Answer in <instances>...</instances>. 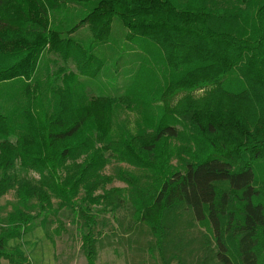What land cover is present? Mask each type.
<instances>
[{
    "label": "trees",
    "instance_id": "trees-1",
    "mask_svg": "<svg viewBox=\"0 0 264 264\" xmlns=\"http://www.w3.org/2000/svg\"><path fill=\"white\" fill-rule=\"evenodd\" d=\"M114 19L132 46L119 59L138 49L141 65L120 95L90 97ZM85 26L88 38L74 39ZM45 52L64 66L34 83ZM0 87L15 91L0 109V198L17 199L0 264H30L27 227L64 209L96 264L95 213L123 207L125 230H146L156 263L264 264V0H0ZM133 107L134 131L121 119ZM111 160L147 180L119 171L128 191L105 190Z\"/></svg>",
    "mask_w": 264,
    "mask_h": 264
},
{
    "label": "rangeland",
    "instance_id": "rangeland-1",
    "mask_svg": "<svg viewBox=\"0 0 264 264\" xmlns=\"http://www.w3.org/2000/svg\"><path fill=\"white\" fill-rule=\"evenodd\" d=\"M69 7L75 8L76 6L70 5ZM70 10L67 9L68 12H71ZM70 14L73 15V13ZM111 31L112 41L110 40L107 45L103 46L99 54L101 62L104 63L103 70L107 71L104 74L101 71L98 82L87 81L86 92L90 97L120 95L131 75L141 65L139 61L141 59L138 56H142V54L139 53L138 49L125 54L121 60L119 59L118 53H121L119 46L122 43L132 46L125 38L124 28L116 19L111 24ZM88 36L89 33L86 26L77 28L73 33V37L76 40H85ZM123 49L122 54L126 51L125 48ZM63 66L64 64L59 58L45 52L40 59L34 83L37 81L39 84H43L48 73H53ZM67 70L75 73L76 66L74 63L68 62ZM113 76L117 79L114 85L112 84L114 83ZM18 86L20 87V84L17 83L16 88ZM13 92L15 91L11 89L0 93V109L3 105V100L12 96ZM201 94L202 92H198L195 95L199 96ZM139 117L136 107H133L132 111L125 110L121 114V119L128 124L132 131H134V127L140 120ZM173 144L178 146L177 143ZM119 171H127L140 180H147L146 177L148 176V172L144 170L129 166L126 163H122V161L120 162V160H111V163L102 172L105 177L110 179L104 186L105 190L116 188L128 191L126 184L117 179ZM22 175L31 182L38 180V175L31 171ZM255 177L257 187L261 188L264 181V165L259 167L258 170L255 168ZM101 193V190H97L95 195ZM53 203V208L56 209L55 201ZM16 207L17 199L14 191H8L0 198V227L3 226L7 215L12 213ZM96 210L101 211L100 209ZM38 212V209H35L30 214L35 216ZM95 214L97 220L94 233L98 240V260L96 264H160L156 263L157 260H154V257L155 259L157 258L156 254L150 253L145 249L149 238L144 228H137L134 231L125 230L129 212L124 207L113 216L106 212H96ZM116 219L119 220V223L124 228L119 226ZM79 223L80 221L74 219L68 209L60 210L57 213L56 211L46 212L36 217L30 226L27 227L21 242V249L25 252L30 264H86L81 252ZM196 230L206 231L201 226H197ZM1 264H7V262L2 260Z\"/></svg>",
    "mask_w": 264,
    "mask_h": 264
}]
</instances>
